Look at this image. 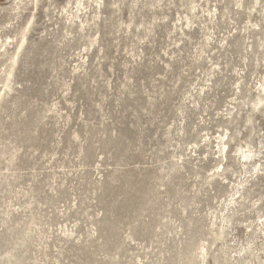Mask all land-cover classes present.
I'll use <instances>...</instances> for the list:
<instances>
[{
  "label": "rangeland",
  "instance_id": "rangeland-1",
  "mask_svg": "<svg viewBox=\"0 0 264 264\" xmlns=\"http://www.w3.org/2000/svg\"><path fill=\"white\" fill-rule=\"evenodd\" d=\"M28 21L0 264H264V0H0V69Z\"/></svg>",
  "mask_w": 264,
  "mask_h": 264
},
{
  "label": "bare ground",
  "instance_id": "bare-ground-1",
  "mask_svg": "<svg viewBox=\"0 0 264 264\" xmlns=\"http://www.w3.org/2000/svg\"><path fill=\"white\" fill-rule=\"evenodd\" d=\"M17 11V10H16ZM18 14V13H17ZM31 21V20H30ZM30 21H28L27 22V25L25 26V27H23L22 29H21V31L19 32V34H14L13 35V37H15V36H17L18 37V35H19V39H18V43H17V46H16V48H17V50L9 57V60H10V64H9V66H8V69H0V72L1 73H4V76L2 77V79H1V76H0V83H2V85L4 86V87H9V83H10V76H11V74H12V68H13V66H14V64H15V62H16V55H17V53H18V50L22 47V45L24 44V42L26 41V35H27V31H28V27H29V24H30ZM10 26L11 24H6V25H3L1 28H3V27H7V26ZM1 33H2V30L0 31V56H2L4 53L3 52H5V50H6V45H9L11 42H12V39H11V36H6V38H2V35H1ZM9 39H11V40H9ZM259 91H262V92H264V83H262L261 85H260V89H259ZM263 100V98H261V97H259L258 98V102H261ZM257 105H258V103H257ZM247 149V148H246ZM251 153H252V151L251 150H248L247 152H244V151H241V154H242V156H243V158H244V160L245 161H249V159H250V157H251ZM256 155H258L257 153H255L254 154V156H256ZM260 167H261V163H259L258 165H257V170L258 169H260ZM255 172V171H254ZM245 186V185H244ZM245 188V187H244ZM243 189V188H242ZM236 193H237V191H236ZM235 194V193H234ZM233 194V195H234ZM239 196V195H238ZM235 198V197H234ZM233 200V199H232ZM234 201V200H233ZM231 204H233V203H231ZM203 248V247H202ZM242 256V255H241ZM245 256V255H244Z\"/></svg>",
  "mask_w": 264,
  "mask_h": 264
}]
</instances>
